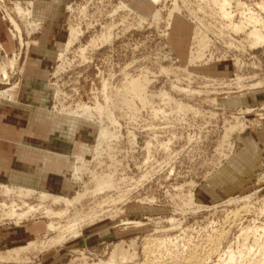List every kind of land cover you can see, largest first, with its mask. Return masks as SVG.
I'll use <instances>...</instances> for the list:
<instances>
[{
  "label": "rangeland",
  "instance_id": "obj_1",
  "mask_svg": "<svg viewBox=\"0 0 264 264\" xmlns=\"http://www.w3.org/2000/svg\"><path fill=\"white\" fill-rule=\"evenodd\" d=\"M3 1V9L15 16L19 4L25 10H34L35 0ZM173 1L157 6L146 1L153 7L148 17L125 0H76L66 7L61 37L65 52L59 51L65 57L59 59L58 53L59 61L52 70V109L98 129L93 156L77 157L85 159L87 166L79 175L81 179L72 176L77 184L75 192L71 196L48 195L73 199L94 190L95 176L114 177L116 187L94 197L89 195L70 207L63 219L55 220L61 224L59 232H50L45 218L23 223L45 229L40 238L29 242H43L59 235L66 238L60 246L33 250L16 261L15 257L0 260V264H41L38 257L46 253L58 255L53 264H113L114 257V264L264 263V154L259 158L256 155L253 170L239 173L232 166L236 153L244 147L245 137L264 128V103L238 108L222 104H247L250 96L256 101L264 100V48L251 49L245 34L236 37L228 29L230 22L221 18L214 0H177L180 13L174 11ZM122 3L146 19L143 25L133 13L114 15ZM262 4L264 0H232L229 11L235 15L236 23L250 16L264 19ZM156 10H161L163 17L158 23L152 21ZM2 17L0 10V37L4 38L5 30L9 40L11 29ZM124 17L126 26L121 24ZM32 21L42 24L39 32L25 31V23L18 21L29 45L39 40L45 25L36 18ZM115 24L112 43L87 49L86 60H82L80 49L88 48L92 39ZM72 28L82 29L84 35L67 50L66 40ZM11 41L12 50H16L9 54L5 46L0 47V63L19 53V43ZM27 48H22L10 85L0 81V92L17 89ZM196 51L205 55L193 62ZM130 77L149 80L147 103L123 91ZM259 81L262 86L252 90L251 84ZM15 90L11 100L3 96L0 100L15 101ZM162 92L170 94L177 104H163L158 96ZM98 105L108 109L113 123L98 115L92 121L70 115L78 106L95 110ZM235 126L238 131L229 133ZM102 128H108L113 136L97 150ZM77 159L73 172L81 166ZM26 189L36 193L29 200L32 205H39V197L47 194ZM4 201L11 203L0 190V204ZM46 207L56 212L66 208L51 203ZM4 227L15 224L5 220L0 223V228ZM10 250H0V254L8 257Z\"/></svg>",
  "mask_w": 264,
  "mask_h": 264
},
{
  "label": "crops",
  "instance_id": "obj_2",
  "mask_svg": "<svg viewBox=\"0 0 264 264\" xmlns=\"http://www.w3.org/2000/svg\"><path fill=\"white\" fill-rule=\"evenodd\" d=\"M74 1L35 0L34 18L45 25L39 40L30 44L25 51L15 101L0 100V184L32 188L37 193L71 196L77 188L72 179L77 157L90 159L93 156L98 127L52 109V70L59 61V51L65 47L61 40L64 12ZM125 1L144 17L153 13V7L146 0ZM4 33V38L0 39L11 54L16 49L12 50L13 42L7 40L5 30ZM207 73L214 76L230 75ZM263 103L264 100L256 101L253 96H250L247 104L222 102L230 108ZM248 137H245L242 151L236 153L232 162L233 168L239 173L240 170H253L258 160L256 155L259 158L264 154V128L259 132H251ZM229 168H226L227 172H230ZM44 232L43 226L37 224L0 228V250L23 246L32 239L40 238ZM57 257V254L46 253L38 257V262L53 264Z\"/></svg>",
  "mask_w": 264,
  "mask_h": 264
},
{
  "label": "bare ground",
  "instance_id": "obj_3",
  "mask_svg": "<svg viewBox=\"0 0 264 264\" xmlns=\"http://www.w3.org/2000/svg\"><path fill=\"white\" fill-rule=\"evenodd\" d=\"M146 1L149 2V3H151L154 6H157L160 3L166 2L168 0H146ZM214 1L218 5V7L220 9V14L222 16L221 18L227 19L230 22V24L228 25V29L230 28L232 30V32L236 35V37L237 36H240L242 34H245L246 35V38L248 40L247 42L250 45V48L251 49H254L255 50V49H259V48H264V19L263 18H260L259 17L258 19H256L257 17L255 18L254 15H252L253 18H255V19H251L252 17L248 14V16L251 17V18L248 17L249 20L244 19L245 21L243 20V22H242L240 20L239 23H236L234 21L235 20V15L231 11H229V8L231 7V1L232 0H214ZM3 2H4L3 0H0V10L3 12L2 20L8 22L9 27L11 29V31H9L10 34H11V36H12L11 39L12 40H16L19 43V46H20L19 53L14 54V56L12 58H9L7 61H4V62L0 63V81L5 86H8V85H10V81L12 80L11 79V74L15 73V71H16V69L18 67L19 61L21 59V51H22V48H24V47H28L29 48V43H27L24 40V30H23V28H22V26H21L20 23H25V28H26L25 31L26 30L27 31L28 30H31L32 33L39 32L41 30L42 24L40 22L32 21L34 19V10H32V9L25 10L19 4V5H16V7H15V11L17 13V16H15L13 14V12L10 11L9 9H3V7H2V3ZM173 3H174V11L180 13L181 10L179 8H181V7H179V5L177 3V0L173 1ZM33 4H32V6H33ZM261 8L264 10V4L261 5ZM172 10L173 9H171V12H172ZM122 12L123 13L124 12H128L130 14L133 13L134 15H136L138 17L139 22H140L141 25H143L142 23H144L146 21L145 18H143L140 14H137L132 9V7L130 5H128V4H126V3H122L121 6L118 7L115 10L114 15L115 14L122 13ZM161 14H162L161 13V10H156L155 13L152 16V21L158 23V22H160V20H163V19H161V17H162ZM169 17H171V16H169ZM126 20H127L126 18L122 20L121 24L122 23L124 24V25L122 24V26H126L125 25ZM157 23H155V24H157ZM168 23L169 22H167V24ZM115 29H117V25L116 24L105 28V31L103 32L102 35H100V37H96V38L92 39V41H90L88 48L85 47V49H80L81 50L80 51V53H81L80 56H81L82 60L83 59L86 60L85 53H86V51H88L87 49H89V48L96 49L100 45L112 43V41H113V39L115 37ZM127 29H128V27L124 28L123 30L126 31ZM83 35H84V32L82 31V29L72 28L71 31H70V35H69V37L66 40V49L69 50L74 45H76L78 42H80V40H81V38H82ZM203 42H200V43L203 44ZM0 47L1 48H4V45L1 42V40H0ZM244 47L245 46H243V48ZM201 48L203 49L204 47H202V45H201ZM205 49H203V50H205ZM64 52H65V50H64ZM64 52H60L59 53V59H62V58L65 57L64 56ZM197 54L198 55H196V54L193 55V57H192V59H193L192 61L193 62L194 61H200V59H203V57H204L203 55H205L204 53L202 54V53H199V52H197ZM237 61L239 62L238 59H237ZM60 70H62V68H60L58 72H60ZM145 78L146 77H144V79ZM142 79H140V78H136V79L131 78V79H128L127 85L125 86V88H124L123 91L126 93V95L132 94L133 98L135 97V99H138L140 102H142L143 104H145L148 101L147 98H146V96H147L146 95V91L148 90L147 88H148V82H149V80L147 82V80H144L143 79L144 80L143 81ZM261 86H262V82L259 81L258 83H255L253 85L251 84V89L252 88H260ZM243 88H245V87H243ZM14 90H15L14 88H12V89L9 88V90H6L5 92H0V99H1L2 96H3V98L13 97ZM181 91H184V89L181 90ZM189 92L191 93V91H189ZM122 94L123 93H121V96H122ZM124 95L125 94H123V96ZM129 96H131V95H129ZM158 96H159V99L163 102V104L164 103H172V102H175V100L171 97V95L170 94L169 95L166 94V92L165 93L162 92V94H160ZM123 98L127 101V99L125 97H123ZM10 100H11V98H10ZM122 101H124V100H122ZM132 103L133 102H131L130 104H132ZM175 104H177V103L175 102ZM178 106H179L180 109H183V106L182 105H178ZM65 111H61V113H65ZM161 111H164V110H161ZM155 112L156 111H154V114H155ZM158 112L160 113L159 110H158ZM158 112H156V114H158ZM163 114H164V112H163ZM70 115H76L77 117H79L81 119L88 120V121L94 120L95 119V116L98 115L100 117V119L103 118V117H105L107 120L112 121V123H113L112 114L108 111L107 108L105 109V108H103L102 106H99V105H98V107L95 110H92V109H90L88 107H84V106H78L74 112H71L70 113ZM244 130L245 129L242 127L241 133H243ZM237 131H238V127H236V126L235 127H231L229 129V133L230 132L234 133V132H237ZM112 136H113V134L111 133V131L108 128H102L101 131L98 134L99 145L97 147V150L100 149V147H101V145L103 143H105L108 140H110L112 138ZM149 143H148L147 150H148V153H151V151H150V148H151L150 144L151 143L150 144ZM98 154H99V151H98ZM77 164L78 165H81V166H76L75 167V170H74L72 176L75 177L77 180H79V179H81L80 178L81 177L80 174L83 172L84 168H86V166H87V162L85 160H81L80 159V160H77ZM223 168H224V166L222 165L221 166V169H223ZM79 175H80V177H79ZM113 178L111 176H107V177H104V178L103 177H98V176L96 177L95 176L94 177V181H95V188H94V190H92V191H88L87 190L86 193H84V194H77L78 196H76L73 199H69L67 197H57V196H52V195H48V194H42L39 197V202H40L39 205H32L31 203H29V200H33L34 197H35V194L36 193L34 191L28 190V189H23V188H16L13 185H9V184H0L1 195L5 199L11 200V203H8V201H4L3 203L0 204V223H2L5 220H8V221L12 222L13 224H15L16 226H21L25 222H30V221H32L34 219H37V217H41V218H45V219L49 220V224L47 226V229L50 232H59V230L62 227H61V224L60 223H56L55 220L56 219H63L68 214V210H69L70 207L74 206L75 204H79L81 201H83L84 199H86L87 196L92 195L94 197V196H97V195L102 194L104 192H107L108 190L111 191L112 189H114L116 187V184H115V181L116 180H114ZM16 198H18L19 200L17 201ZM46 203H51L53 206H61V205H63L66 208L63 211L56 212L53 209L47 208L46 207ZM91 218H92V216H91ZM172 220H171V222L173 223ZM175 224L176 223H174V225ZM67 232H69V231H67ZM72 233H74V235H78L79 232L76 233V231H73ZM65 238H64V236L59 235L56 238L49 239V240H46V241H43V242L42 241L41 242H38V241L37 242L36 241L29 242V243H27V244H25L23 246H20L18 248H15V249L10 250L8 253H6L8 257H5L2 254H0V260H11V259H8V258L15 257L16 259H14V260L16 261V260H18V258L21 255H23V254L25 255V253L31 252L33 250H37V249H40V248L41 249H47V248H51V247L57 246V245L63 243L64 240H65ZM120 246H122V245H120ZM118 248H120V247H118ZM252 255H254V254H252ZM115 256H117V255L115 254ZM123 256H125V255L123 254ZM114 258L111 259V260H113V264H114ZM121 258H119V259H121ZM3 262H5V261H3ZM84 264H85V262H84Z\"/></svg>",
  "mask_w": 264,
  "mask_h": 264
}]
</instances>
